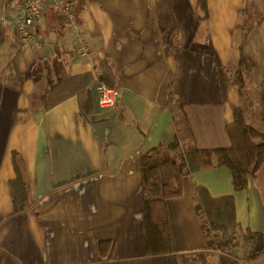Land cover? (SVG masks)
Instances as JSON below:
<instances>
[{
	"label": "crops",
	"instance_id": "0c3cea01",
	"mask_svg": "<svg viewBox=\"0 0 264 264\" xmlns=\"http://www.w3.org/2000/svg\"><path fill=\"white\" fill-rule=\"evenodd\" d=\"M23 1L0 0V14L15 18ZM66 2L73 21L49 3L35 21L36 45L21 47L13 24L0 31V264H184L185 257L202 264V255L209 264H264V251L249 259L247 246L231 255L205 251L196 209L199 187L233 196L242 229L264 236V166L244 190L234 188L228 167L186 174L183 195L167 201L171 254L147 255L143 213L144 152L160 147L180 160L187 143L229 147L227 127L241 105L264 133L262 93L241 98L228 69L246 0H207L208 21L201 0ZM254 30V42L264 44V17L248 28L247 48ZM108 68L120 90L115 110L85 120L76 95L46 109L47 91L63 75L97 78ZM14 153L28 180L20 214L9 188ZM107 240L116 241L114 257L102 261L98 245Z\"/></svg>",
	"mask_w": 264,
	"mask_h": 264
},
{
	"label": "trees",
	"instance_id": "16d2710c",
	"mask_svg": "<svg viewBox=\"0 0 264 264\" xmlns=\"http://www.w3.org/2000/svg\"><path fill=\"white\" fill-rule=\"evenodd\" d=\"M66 1L72 2V0ZM201 6L205 20L208 21L207 0H201ZM249 8L250 4L245 6L235 30L232 58L228 67L239 86L241 98L246 96L248 74L254 66L245 54V43L248 38L245 21L250 17ZM4 26L0 24V31ZM2 42L1 38L0 44ZM108 69L99 72L97 78L91 73L75 77L63 75L59 83L48 89L46 109L76 95L79 98L80 115L85 120H90L95 114L93 84L98 80L99 83H105L109 87H116L115 75L110 68ZM261 89L264 103V82ZM227 133L231 146L199 148L192 142L187 143L178 150L180 160L160 147L152 148L142 154L143 213L148 256L173 253L167 201L183 195V177L186 174L228 167L233 174L234 188L244 190L249 184V179L256 178L261 167L264 166V133L248 122L247 110L243 105L236 108L234 121L227 127ZM179 147L178 141L169 146L172 150ZM14 158L17 161L16 177L9 181V188L15 213L20 214L25 211L28 201V180L25 167L18 162L16 153ZM166 169L170 170L167 179ZM196 202V209L202 218V226L209 246L205 251H220L231 255L237 254L240 246H247L249 259L257 257L264 251V236L242 229L239 224L233 196L215 198L206 188L199 187ZM115 248V240L100 242L98 245L100 260H112ZM199 258L202 264H209L204 255ZM182 262L194 264V260L186 257Z\"/></svg>",
	"mask_w": 264,
	"mask_h": 264
},
{
	"label": "built area",
	"instance_id": "2783aa9c",
	"mask_svg": "<svg viewBox=\"0 0 264 264\" xmlns=\"http://www.w3.org/2000/svg\"><path fill=\"white\" fill-rule=\"evenodd\" d=\"M49 3H54L69 18L74 19L71 3L65 0H24L20 5L18 16L11 18L8 15L0 14V24L9 26L14 25L21 47L27 48L33 44L34 25L37 17L41 16ZM79 51L82 55L88 56V46L83 42ZM98 99L102 109L115 110L119 104L120 90L117 87H109L105 83L98 82Z\"/></svg>",
	"mask_w": 264,
	"mask_h": 264
},
{
	"label": "rangeland",
	"instance_id": "374dc122",
	"mask_svg": "<svg viewBox=\"0 0 264 264\" xmlns=\"http://www.w3.org/2000/svg\"><path fill=\"white\" fill-rule=\"evenodd\" d=\"M248 4H250L249 9H251L253 7L251 5H254V11H253V14H251L253 21L250 19V22H249V20L246 19L245 23H246L248 28L253 24H254V26H255V24H257L259 26V24L261 23V20L264 17V0H246V5H248ZM255 35H256V31L254 30L250 36V39L248 40V43H249V41L252 42V44L254 43L253 45L248 46V48L250 47V49L253 52L250 49H249L250 51H248V48L245 45V49H246L245 54L247 55L248 60L250 62H252L253 65L255 66L254 69L256 71L254 74L255 78H256V79L254 78L255 79V82H253L254 84L253 85L248 84V88L246 91V98H247L246 101H248V99L252 98L254 91H255V93L258 92V95L260 94V92H261L260 91L261 90L260 89V84H261L260 78L262 79V76L260 75V73L263 74V72H264V44H263V41L259 40L258 38L254 42ZM256 74H259L258 79H257ZM258 100H259V98H258ZM260 122H262V121L257 119L254 121V124H256V126H261ZM262 128H264V125ZM169 172H170L169 169L165 170V178L166 179L168 178Z\"/></svg>",
	"mask_w": 264,
	"mask_h": 264
},
{
	"label": "water",
	"instance_id": "95a60500",
	"mask_svg": "<svg viewBox=\"0 0 264 264\" xmlns=\"http://www.w3.org/2000/svg\"><path fill=\"white\" fill-rule=\"evenodd\" d=\"M98 83L96 82L93 87H92V94H93V101H94V107L95 111L97 113L101 112L102 108L100 107L99 104V99H98V89H97Z\"/></svg>",
	"mask_w": 264,
	"mask_h": 264
}]
</instances>
